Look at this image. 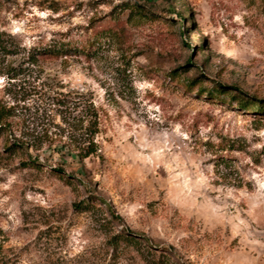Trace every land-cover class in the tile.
Instances as JSON below:
<instances>
[{
    "label": "rangeland",
    "instance_id": "374dc122",
    "mask_svg": "<svg viewBox=\"0 0 264 264\" xmlns=\"http://www.w3.org/2000/svg\"><path fill=\"white\" fill-rule=\"evenodd\" d=\"M0 119V264H264V0H0Z\"/></svg>",
    "mask_w": 264,
    "mask_h": 264
},
{
    "label": "trees",
    "instance_id": "16d2710c",
    "mask_svg": "<svg viewBox=\"0 0 264 264\" xmlns=\"http://www.w3.org/2000/svg\"><path fill=\"white\" fill-rule=\"evenodd\" d=\"M251 105H255V106H259L258 107V109L259 108H261V107H263L262 106V104L259 102V101H253L252 103H251ZM243 107H248V103H245L244 105H242ZM0 122H1V119H0ZM87 143V147L85 148L86 150H85V154L84 155H82L81 154V152H82V150H80V151H78L77 153H76V155H75V157L80 161L82 158H86V157H88L89 155H91V154H93L94 152H95V150L93 149V141L92 140H88V141H86V139L83 141V144H86ZM70 152H72L71 150H70ZM76 207H77V205H75ZM89 208V206H80V210H86V209H88Z\"/></svg>",
    "mask_w": 264,
    "mask_h": 264
}]
</instances>
